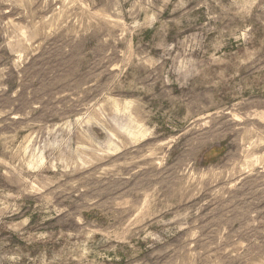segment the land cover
<instances>
[{
    "label": "rangeland",
    "instance_id": "374dc122",
    "mask_svg": "<svg viewBox=\"0 0 264 264\" xmlns=\"http://www.w3.org/2000/svg\"><path fill=\"white\" fill-rule=\"evenodd\" d=\"M0 264H264V0H0Z\"/></svg>",
    "mask_w": 264,
    "mask_h": 264
}]
</instances>
